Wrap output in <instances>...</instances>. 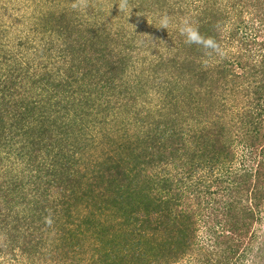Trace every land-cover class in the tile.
Returning <instances> with one entry per match:
<instances>
[{"label": "trees", "instance_id": "16d2710c", "mask_svg": "<svg viewBox=\"0 0 264 264\" xmlns=\"http://www.w3.org/2000/svg\"><path fill=\"white\" fill-rule=\"evenodd\" d=\"M60 1L37 17L55 68L0 73V146L36 168L31 194L0 183L28 203L6 251L41 264H81L85 245L92 264H239L255 251L264 264L252 231L264 209V0H127L129 25L115 31ZM185 20L219 52L185 43ZM95 148L105 157L91 160Z\"/></svg>", "mask_w": 264, "mask_h": 264}, {"label": "rangeland", "instance_id": "374dc122", "mask_svg": "<svg viewBox=\"0 0 264 264\" xmlns=\"http://www.w3.org/2000/svg\"><path fill=\"white\" fill-rule=\"evenodd\" d=\"M78 1L81 2L79 4L80 7H86L88 5L89 11L93 12L90 15L85 13V18L88 17V20L91 23L101 29L108 28L115 31L117 30V25L119 23L129 25L124 19L122 20V18H120V13H122V11L119 10L122 9L120 7L121 0H94L95 4L92 5L88 4L87 0ZM176 1L181 4L183 1L191 0ZM60 4H63L60 0H0V73L3 71H11V68H13L12 66L16 62H20L23 66L27 63L31 64V66H33L32 70H36L37 73L45 71L46 69L42 66H45L46 64H48L47 69L49 70L52 69V66L55 68L57 65L55 63L57 53L53 49L48 48L49 46L47 45V42L49 39L42 36L43 33L39 31L38 28H40V25L37 17L48 9H58ZM123 12H127L130 16H133L134 14L133 11L129 12V10ZM244 17L247 19L248 15L243 14L241 20ZM227 19L228 20L225 22L226 29L233 28L238 22L235 12H232ZM132 23L133 22H130V25ZM147 26H145V28ZM134 28L136 31H140L138 25L134 26L133 29ZM236 50L237 48H234L231 45L228 47L230 53H233ZM139 65L141 64L135 60V66L137 67ZM29 84L30 82L28 83L27 81L25 87L27 88ZM149 96H153V92H150ZM231 96L229 99H231ZM233 96H235V94ZM242 102L243 101H240V106L243 105ZM229 103L230 102H228V104ZM121 115H115V120L119 122V120L122 119ZM113 118L114 115L111 119ZM114 130L112 129V135L116 134ZM93 133L97 138L102 136L101 127H95ZM97 138L95 140L96 144L99 142ZM0 147V183L11 179L13 182L12 184H23L24 190H27V193L31 194L29 189L34 187L31 184V181L33 175L36 173V168L25 165L24 162L19 160L20 158H17L18 155L15 152L11 153L6 160L3 146ZM100 153L99 148H95L91 155V160L94 161L104 158V154H102V157L99 156ZM81 168L82 166L79 164L78 169ZM4 191H6L5 187L1 188L0 192ZM6 193L10 194L7 198L8 201L4 195H2L3 193H0V248L2 247L4 252H6L0 254V264H41L37 260L34 259L33 261V259H30L25 255L21 256L20 253H16V251L15 254L12 255L6 251V245L10 241L8 239L9 230H11L15 224H18L19 220L26 215L28 206V203L23 202L21 196L18 195L19 193H15V190L12 189L11 192ZM52 207H54L53 204ZM72 215L75 220L74 222H77L78 218L76 213L72 212ZM260 215L261 219L254 222V225L252 226V231H254L255 235V240L253 242L255 250L258 246H261V242H264V209L261 210ZM103 219L106 220V225L113 226L115 230L118 229V225L120 224V221H122L116 216L109 217L108 215L102 216L101 220ZM88 249L89 247L85 245L84 251H87L88 253H80L76 258L79 259V257H82V260L80 261L81 264H92L90 258L91 252ZM254 256L255 251L253 254L250 252L246 253L245 258H242L239 264H251ZM50 264H59V262L56 263L55 261H52Z\"/></svg>", "mask_w": 264, "mask_h": 264}, {"label": "clouds", "instance_id": "9594fccd", "mask_svg": "<svg viewBox=\"0 0 264 264\" xmlns=\"http://www.w3.org/2000/svg\"><path fill=\"white\" fill-rule=\"evenodd\" d=\"M126 5H127V0H121L120 7L124 8ZM169 23H170V18L167 16H164L160 21L161 27L165 29L169 26ZM179 31L181 35L186 36L185 43L187 44L201 45L206 50L211 49L217 52H219L220 50L219 44L216 42L215 39H213L212 37L206 38L203 35H201L198 28L194 27L187 20L183 22V25L180 27Z\"/></svg>", "mask_w": 264, "mask_h": 264}]
</instances>
